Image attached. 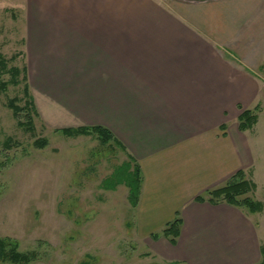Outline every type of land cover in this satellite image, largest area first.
<instances>
[{
	"label": "crops",
	"instance_id": "1",
	"mask_svg": "<svg viewBox=\"0 0 264 264\" xmlns=\"http://www.w3.org/2000/svg\"><path fill=\"white\" fill-rule=\"evenodd\" d=\"M25 2L22 50L44 121L111 132L141 171L142 231L181 217L175 243L160 236L151 250L176 264L259 263L264 237L251 214L194 201L257 160L237 123L264 84L242 53L251 2Z\"/></svg>",
	"mask_w": 264,
	"mask_h": 264
},
{
	"label": "rangeland",
	"instance_id": "2",
	"mask_svg": "<svg viewBox=\"0 0 264 264\" xmlns=\"http://www.w3.org/2000/svg\"><path fill=\"white\" fill-rule=\"evenodd\" d=\"M248 1L253 12L244 25L242 53L264 82V0ZM26 5L25 0H0V53L6 59L0 78L9 81L0 92V238L7 247L33 253L27 264H176L151 250L157 240L152 233L161 231L157 223L145 221V232L139 228L129 188L119 181L123 167L131 173L134 162L115 140L103 143L94 133L67 136L60 131L70 127L62 124L66 121H44L36 104L45 100L38 95V102L31 89L22 50ZM12 66L19 69L16 83L7 70ZM261 94L256 122L246 129L257 160L251 170H242L255 188L242 196L262 203L257 212L243 210L264 237V84ZM9 101L21 112L15 115ZM41 139L42 146L35 144Z\"/></svg>",
	"mask_w": 264,
	"mask_h": 264
},
{
	"label": "trees",
	"instance_id": "3",
	"mask_svg": "<svg viewBox=\"0 0 264 264\" xmlns=\"http://www.w3.org/2000/svg\"><path fill=\"white\" fill-rule=\"evenodd\" d=\"M6 70V59L3 57L2 53H0V73ZM11 73V83H16L13 79L19 73V69L15 66L7 69ZM25 71V69H23ZM26 72V71H25ZM9 81H5L0 78V92H2ZM25 94H27V87L25 85ZM29 95V94H28ZM264 105V101H263ZM8 106L13 110L14 114L17 115L21 112V108L13 103V101H9ZM259 107L258 105L253 107L252 109H241L240 114L238 115V128L239 130L250 129L253 124H255L257 115L255 110ZM29 122L30 119L28 118ZM19 124H23L19 122ZM60 131L67 136H73L77 134H96L101 142H106L107 140H115L113 139V135L106 128L94 125V126H77V127H65L60 129ZM9 139H7L8 141ZM7 141L5 144H7ZM45 143V139H41L35 141V144L42 146ZM117 144V143H116ZM128 171V165L123 167L120 175L122 179L119 181H123L129 188L128 198L131 201V204L135 205L138 202V196L140 191L141 184V171L139 165L134 163L131 173ZM128 173V174H127ZM255 185L251 181L245 179L243 177V171L237 170L223 185L208 189L204 191L202 194L194 197V201L203 202L208 201L210 203L217 202H225L229 205L238 207V208H246L249 212L254 213L259 211L262 208V203L260 201H254L250 197H243L242 195L246 194L249 191L254 190ZM182 220L179 214L177 213L175 218L165 224V226L161 229L159 233H152L153 238H158L159 235L165 237L171 244H174L177 236L179 235V229L181 226ZM262 260L257 264H264V245L261 247ZM32 258H34V254L31 253H21L13 247H7L6 241L3 238H0V262L1 261H10L14 264H27Z\"/></svg>",
	"mask_w": 264,
	"mask_h": 264
}]
</instances>
